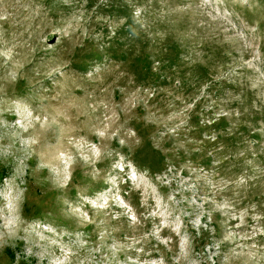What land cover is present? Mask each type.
<instances>
[{
    "label": "rangeland",
    "instance_id": "374dc122",
    "mask_svg": "<svg viewBox=\"0 0 264 264\" xmlns=\"http://www.w3.org/2000/svg\"><path fill=\"white\" fill-rule=\"evenodd\" d=\"M0 264H264V0H0Z\"/></svg>",
    "mask_w": 264,
    "mask_h": 264
}]
</instances>
